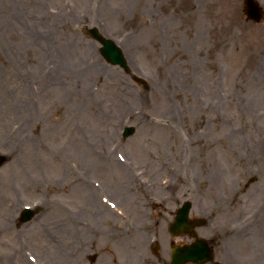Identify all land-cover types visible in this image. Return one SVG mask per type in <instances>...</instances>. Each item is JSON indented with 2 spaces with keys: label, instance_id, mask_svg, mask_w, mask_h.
<instances>
[{
  "label": "rangeland",
  "instance_id": "374dc122",
  "mask_svg": "<svg viewBox=\"0 0 264 264\" xmlns=\"http://www.w3.org/2000/svg\"><path fill=\"white\" fill-rule=\"evenodd\" d=\"M0 154V264H161L185 201L215 261L264 264V20L243 0H0Z\"/></svg>",
  "mask_w": 264,
  "mask_h": 264
},
{
  "label": "water",
  "instance_id": "95a60500",
  "mask_svg": "<svg viewBox=\"0 0 264 264\" xmlns=\"http://www.w3.org/2000/svg\"><path fill=\"white\" fill-rule=\"evenodd\" d=\"M243 9L247 20H251L254 23H259L261 21L263 11L254 0H244ZM84 33L101 45L100 54L106 63L113 66H119L124 70V72L128 73V67L122 51H120V48H118L112 40L103 37L96 28L85 29ZM133 80L141 82L135 77ZM134 132L135 129L133 127H126L121 135L125 139L132 136ZM5 160V157L0 156V167L3 165ZM190 208L191 204L186 202L180 209H178L174 222L170 226L172 236L182 233H189L192 236L193 228L202 226L205 222L202 219L190 220L187 215L189 214ZM38 211H40V209L33 211L29 208H25V210L20 212V222H29L38 213ZM207 244L208 243L206 241L197 239L193 245H186L183 248L172 245L171 262L169 264H205L209 262L212 259V250ZM152 248L153 251H156L157 249L156 246Z\"/></svg>",
  "mask_w": 264,
  "mask_h": 264
},
{
  "label": "flooded vegetation",
  "instance_id": "af4514ba",
  "mask_svg": "<svg viewBox=\"0 0 264 264\" xmlns=\"http://www.w3.org/2000/svg\"><path fill=\"white\" fill-rule=\"evenodd\" d=\"M153 193H156V194H158V195H156L158 198H159V194H160V192L158 191V190H153ZM185 239L183 238V239H180L178 242L179 243H182V242H185L184 241ZM213 244V243H212ZM226 255L228 256V252L226 251ZM93 256H95V257H93V258H91V257H89V260L90 261H94V259H96V255L95 254H93ZM227 259H230V258H227ZM226 258L225 257H221L220 259H219V261H217V262H215V264H223V263H226ZM167 263V261H164V262H162L161 264H166Z\"/></svg>",
  "mask_w": 264,
  "mask_h": 264
},
{
  "label": "bare ground",
  "instance_id": "6f19581e",
  "mask_svg": "<svg viewBox=\"0 0 264 264\" xmlns=\"http://www.w3.org/2000/svg\"><path fill=\"white\" fill-rule=\"evenodd\" d=\"M149 158H152V156L150 155Z\"/></svg>",
  "mask_w": 264,
  "mask_h": 264
}]
</instances>
